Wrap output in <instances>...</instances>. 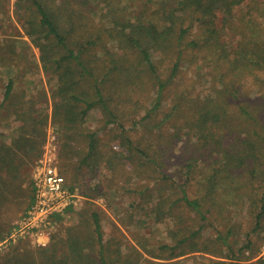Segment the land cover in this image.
Listing matches in <instances>:
<instances>
[{"label":"trees","instance_id":"1","mask_svg":"<svg viewBox=\"0 0 264 264\" xmlns=\"http://www.w3.org/2000/svg\"><path fill=\"white\" fill-rule=\"evenodd\" d=\"M73 1L85 7L82 0H64L56 6L50 0L15 2L28 37L38 47L43 68L56 80L51 93L53 117L64 133H71L65 156L74 153L70 142L80 138L87 142L80 164L97 167L102 162L111 169L114 159L123 155L112 149L109 141L102 143L97 129L84 124L87 113L96 109L97 123L105 130L115 125L118 134L113 138H121L123 148L130 154H142L160 169L167 148L158 146L150 153V145L145 149L139 145L143 142L133 144L121 121L129 95L142 93L151 102L140 103L138 98L126 114L136 113L138 117L131 121L139 122L145 133L155 131L158 139L167 124L168 165L176 166L174 161L178 165L162 174V178L168 176V187L175 195L168 198L167 216H174V206L193 215L188 217L193 226L188 223L172 232L171 244L146 249L136 241L143 252L136 248V257L131 260H146L145 253L157 257L167 251L165 256L173 259L202 251L201 233L218 200L206 192L235 180H247L254 191L238 192L239 201L249 204L254 220L251 230L239 231L244 241L239 253L250 250V235L264 218V0L161 1L154 14L143 12L149 8L145 4L133 19L114 17L111 26L95 24L88 10L82 13L75 9ZM109 41L115 45L109 46ZM189 58L190 72L193 66L195 70L187 84L182 63ZM13 83L9 77L4 99L11 96ZM123 89L128 95L120 98ZM206 153L214 154L215 161L208 163V173L199 180L195 178L196 163L200 159L205 163ZM3 156L0 154V167H6ZM165 203L163 199L156 202L159 217ZM101 220L98 210H85L64 236L54 235L43 247H13L0 255V264H131L120 245L113 243L115 237L105 239ZM232 228L226 235H218L219 244L230 252L234 250L233 241L228 240L234 233ZM203 257H199V264H212ZM221 264L242 263L230 260Z\"/></svg>","mask_w":264,"mask_h":264},{"label":"rangeland","instance_id":"2","mask_svg":"<svg viewBox=\"0 0 264 264\" xmlns=\"http://www.w3.org/2000/svg\"><path fill=\"white\" fill-rule=\"evenodd\" d=\"M50 1L56 6L63 4L64 0ZM82 1L85 7L75 1L72 6L82 13L87 9L95 24L111 26L114 17L133 19L136 14L142 12L145 4L149 8L143 12L151 15L161 1L168 0ZM15 2L16 0H0V154L6 158L8 167H0V255L9 253L16 246L19 249H27L29 246L38 248L47 245L54 235L64 236L68 226L75 224L85 210L91 209H96L102 214L101 223L105 239L115 237L113 243L120 245L122 255L125 258L130 257L128 260L136 257V248L141 250L136 241L143 243L146 249L156 248L164 242L173 243L172 232L175 233L182 225L188 223L193 226V219H188L193 215L184 213L182 207L174 206V216H167L168 198L173 199L175 195L168 187V176L162 178V174H168V171L178 167L175 161L176 166L168 165V125L165 124L162 128L161 139H158V133L155 131L151 134L145 133L139 122L134 124L131 121L136 118V113L126 114V111L130 110V105L133 106L136 99L140 98V103L150 99L142 93L129 95V106L127 105L124 115L121 116L122 124L133 144L143 142L139 145L145 149L150 145V153L153 149L157 150L158 146L167 148L161 170L157 169L155 164L147 162L142 154H130L123 148L120 145L122 139L113 138L118 134L114 130L115 125L110 124L105 130L97 123L96 109L87 113L84 124L97 129L102 143L107 144L109 141L110 147L122 151L123 155L114 159L115 167L111 169L101 161L97 167L91 163L80 164L87 150V142L80 138L77 142H70L74 145V153L66 157L64 153L68 151H65L64 147L71 133H64L59 122L53 117L51 93L56 87V80L43 68L38 47L28 37L26 22L20 18V12L15 10ZM165 7L168 9V3ZM108 45L113 47L115 44L109 41ZM190 59L182 63L183 80L187 84L190 83L189 79L195 70L193 66L192 73L190 72ZM9 77L14 80L13 91L9 99H4V87ZM127 95L123 89L119 97L125 98ZM250 95L252 96L253 92ZM122 105L124 104L121 103V107ZM153 155L154 153L151 156ZM205 157V163L201 159L196 163V179L200 180L207 174L208 163L215 161L214 154L212 156L209 153ZM48 163L54 165L64 177L65 192L60 210H47L51 200H46L45 204L38 203L40 172L43 165ZM240 191L254 192L247 180L229 181L206 192L218 200L214 204L210 221L201 233L199 247L202 251L188 252L173 259L165 256L169 253L167 251L162 254L164 256L157 257L145 253L146 260H131V264H168L172 261H179V264H199L200 256L209 259L212 264L230 260L242 264H263L261 259H264V218L261 227L250 235L252 252L244 250L243 254L239 253L244 245L239 231H248L254 227L249 204L239 201ZM3 194L8 197L5 198ZM162 199L166 203L161 204L163 213L161 212L162 216L159 217L156 202ZM42 207L47 212L41 211ZM229 227H233L231 232H234L228 238L233 241V252L223 249L219 244L221 239L218 238L219 234L226 235ZM130 253H133L132 258ZM193 256L199 257L195 259Z\"/></svg>","mask_w":264,"mask_h":264},{"label":"built area","instance_id":"3","mask_svg":"<svg viewBox=\"0 0 264 264\" xmlns=\"http://www.w3.org/2000/svg\"><path fill=\"white\" fill-rule=\"evenodd\" d=\"M64 192V177L57 168L50 163L43 165L37 191L38 203L42 204L46 203V200H51V204L47 205L48 208L46 207L47 210H60ZM47 210L41 208V211L47 212Z\"/></svg>","mask_w":264,"mask_h":264}]
</instances>
